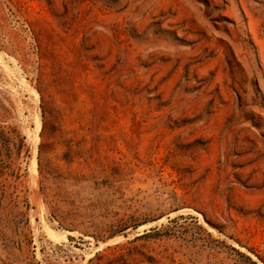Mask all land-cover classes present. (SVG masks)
I'll return each mask as SVG.
<instances>
[{
	"label": "rangeland",
	"instance_id": "1",
	"mask_svg": "<svg viewBox=\"0 0 264 264\" xmlns=\"http://www.w3.org/2000/svg\"><path fill=\"white\" fill-rule=\"evenodd\" d=\"M0 264H264V0H0Z\"/></svg>",
	"mask_w": 264,
	"mask_h": 264
}]
</instances>
